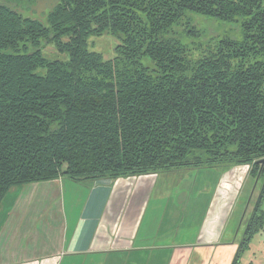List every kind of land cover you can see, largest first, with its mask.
Instances as JSON below:
<instances>
[{"label": "trees", "instance_id": "16d2710c", "mask_svg": "<svg viewBox=\"0 0 264 264\" xmlns=\"http://www.w3.org/2000/svg\"><path fill=\"white\" fill-rule=\"evenodd\" d=\"M51 1L38 16L37 0H0V204L59 177L247 166L258 194L237 264L264 228V0ZM103 35L117 41L109 60L88 48Z\"/></svg>", "mask_w": 264, "mask_h": 264}, {"label": "crops", "instance_id": "0c3cea01", "mask_svg": "<svg viewBox=\"0 0 264 264\" xmlns=\"http://www.w3.org/2000/svg\"><path fill=\"white\" fill-rule=\"evenodd\" d=\"M207 170L12 187L0 264H231L228 225L252 178L247 166Z\"/></svg>", "mask_w": 264, "mask_h": 264}, {"label": "rangeland", "instance_id": "374dc122", "mask_svg": "<svg viewBox=\"0 0 264 264\" xmlns=\"http://www.w3.org/2000/svg\"><path fill=\"white\" fill-rule=\"evenodd\" d=\"M54 1L51 0H37L36 5L32 8V12H35L38 16L43 14L44 11L49 10ZM31 12V11H30ZM208 29L210 34L215 33L219 36L236 37L237 26L234 23H219L214 21H208ZM237 31H236V30ZM117 41L108 35L99 37H91L89 39V50L97 52L102 55L105 60L112 59L114 57V48ZM46 54L52 58H64L63 55L57 54L52 48L45 49ZM206 171V170H204ZM212 170H207L211 172ZM253 181L246 182L243 189V196L241 204L238 206L237 211L234 213L232 220L228 227L237 234V240L239 241L242 234L243 226L240 220L244 219L252 210V202L258 194V188H254ZM251 198V202H249ZM238 243V242H237ZM237 264H264V228L258 233H255L249 240L247 247L243 249L238 258Z\"/></svg>", "mask_w": 264, "mask_h": 264}, {"label": "flooded vegetation", "instance_id": "af4514ba", "mask_svg": "<svg viewBox=\"0 0 264 264\" xmlns=\"http://www.w3.org/2000/svg\"><path fill=\"white\" fill-rule=\"evenodd\" d=\"M241 220H243V217H242V219ZM241 224H242V222H241Z\"/></svg>", "mask_w": 264, "mask_h": 264}]
</instances>
